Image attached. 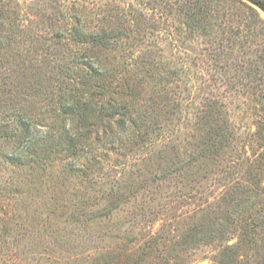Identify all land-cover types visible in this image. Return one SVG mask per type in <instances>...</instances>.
I'll list each match as a JSON object with an SVG mask.
<instances>
[{"label": "rangeland", "instance_id": "374dc122", "mask_svg": "<svg viewBox=\"0 0 264 264\" xmlns=\"http://www.w3.org/2000/svg\"><path fill=\"white\" fill-rule=\"evenodd\" d=\"M90 65L134 93L83 154L52 110ZM0 264H264V12L0 0Z\"/></svg>", "mask_w": 264, "mask_h": 264}, {"label": "trees", "instance_id": "16d2710c", "mask_svg": "<svg viewBox=\"0 0 264 264\" xmlns=\"http://www.w3.org/2000/svg\"><path fill=\"white\" fill-rule=\"evenodd\" d=\"M252 5L259 8L264 12V0H247ZM245 6V5H244ZM246 8H249L246 6ZM251 9V8H249ZM90 36L93 35L94 40L106 41L108 37L103 32L102 34L89 32ZM81 34L78 33L77 36ZM85 39V35H82V38H79V41ZM78 55V54H77ZM75 56V59L77 57ZM127 71V70H125ZM108 70L103 67L93 68L90 65V68L87 70V73L84 75L82 73V78L78 77H67L69 80L62 81L59 88L58 98L56 99L57 105L52 110L56 116L59 117L61 111L66 114L70 119L69 127H66V133H68V138L71 143L78 144L83 146L85 142L88 140V132L94 126L92 122L93 117H99L100 119L111 117V114L115 112L117 109L122 108L120 116L122 119L120 121L124 122V116L127 112L126 102L124 101V97L126 96L125 91H129L132 94L134 93V89H131V85L127 84L126 90H124V85L122 76H120V72L113 70L107 73ZM128 72V71H127ZM78 78V79H77ZM71 79V82H70ZM84 79V80H83ZM94 80L93 85L86 82V80ZM120 81L116 83L115 87H111V83L113 81ZM66 84V87H63V84ZM71 83V87H67V85ZM109 89V90H108ZM108 92L107 96H104L103 93ZM47 107H52L54 105V99L49 100ZM50 109V108H49ZM75 115L79 117V119H75ZM90 118V119H89ZM63 117L61 121H63ZM27 121V119L25 120ZM76 121V122H75ZM106 122V120H102ZM19 122L24 127V129L28 132V127L22 119H19ZM75 122V123H74ZM80 123V124H79ZM84 123V124H83ZM79 124V125H78ZM82 124V126H81ZM65 125V124H64ZM53 132V127H49V130L45 132L48 136ZM45 135V136H46ZM119 137V134H115L112 137L108 136L106 141L108 143L114 141ZM80 151L85 154L84 149Z\"/></svg>", "mask_w": 264, "mask_h": 264}]
</instances>
